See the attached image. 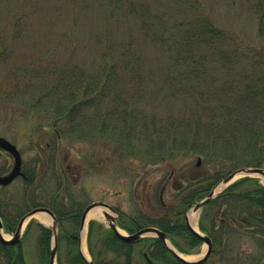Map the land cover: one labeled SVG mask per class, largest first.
Listing matches in <instances>:
<instances>
[{"label":"rangeland","instance_id":"obj_1","mask_svg":"<svg viewBox=\"0 0 264 264\" xmlns=\"http://www.w3.org/2000/svg\"><path fill=\"white\" fill-rule=\"evenodd\" d=\"M262 14V0H0V43L8 46L6 58H0V137L16 145L24 172L36 175L31 185L19 178L0 190L6 210L22 217L27 212L25 194L31 188L37 204L47 207L61 199L83 211L93 202H105L129 218L142 213L156 217L162 210L155 194H163L164 205L169 208L174 204L172 170L168 163L148 162L143 156L147 145L144 137L132 150L134 154H126L106 137L60 139L55 131L68 123L55 122V101L51 106L48 101L41 105L38 98L57 74L66 71L73 75L70 68L78 73L76 79L85 81L84 85L91 76H105L106 70H111L115 88L105 94L103 109L110 110L123 100L151 117L175 116L185 124L182 129L188 142L187 132L197 127V121L202 133L206 118L213 115L217 123L229 126L233 121L236 125L239 119L264 133V95L253 96L255 89L264 92ZM18 18L22 19L20 24L16 23ZM203 28L212 29L213 34H206ZM69 98L63 97L61 103L68 104ZM257 108L258 123H253ZM240 133L230 132L238 144L232 146L229 160L200 162L191 156L180 160L178 166H189L190 175L212 176L218 172L225 177L228 172L248 167L242 163L244 149L240 148L247 145V139H241ZM135 135L138 138V131ZM163 136L169 140L165 134L160 138ZM195 138V142L204 143L198 135ZM149 139L155 140L154 134ZM217 145L224 148L228 143ZM13 167L14 158L0 150V175H8ZM192 212L194 209L188 216ZM194 213L198 215L196 230L201 232L202 212ZM91 222L95 224L93 237L100 227H109L104 217L87 221V260L113 264L111 251H105L102 257L96 253L91 256L90 252H97L94 240L93 249L88 243ZM28 224L21 251L30 264H37L41 223L32 217L24 229ZM62 225L64 233L80 232L71 222ZM12 235L3 231L6 239ZM226 235L209 264H258L264 259L263 239ZM149 248L148 243L135 246L132 263L147 264L144 254ZM206 250L207 245L200 244L195 252L187 254L196 257L189 261L198 260ZM67 262L64 256L62 263Z\"/></svg>","mask_w":264,"mask_h":264},{"label":"trees","instance_id":"obj_2","mask_svg":"<svg viewBox=\"0 0 264 264\" xmlns=\"http://www.w3.org/2000/svg\"><path fill=\"white\" fill-rule=\"evenodd\" d=\"M21 20V18H18L16 23L19 22L18 24H20ZM259 21L260 32L262 33L264 32V14L260 15ZM206 29L203 28L206 34H213L212 29ZM216 34L218 35L219 33ZM0 44V58H6L8 46L4 41ZM70 69L72 71L71 74L74 73L73 75L67 74L66 71L57 74L56 80L49 86L47 91L45 90L46 93L42 92L43 95L41 94L38 98L41 105L46 101H48L47 104L49 105L55 101L57 104L55 122L68 123L65 128L64 124L63 127H58V130L55 131L56 137L62 139L61 137L69 136L82 140H88L92 137H106L115 143V145L118 144L119 148L126 154H134L135 152H132V150H135L137 142L144 137L147 145L145 147V155L143 156L148 162L152 165L168 163L167 165L172 170L173 176L170 185L174 193V204H171L167 208L164 205V195L155 194L156 203L162 210L158 216L149 217L142 213L137 218H129L125 215L122 216L121 227L130 233H134L144 227L154 226L166 233L182 251L183 244H188L193 248L199 247L202 241L188 229L184 220V213L187 208L192 207L195 203L207 197L212 188L225 175L218 172L212 176L201 174L190 175V172L187 171V167L189 166H178L181 163L180 160L191 156L205 159V162H211V160L223 161L224 158L229 160L233 155L234 144H238L232 140L230 132L241 131V139H247V145L240 147L244 149V162L242 163L248 167L260 168L264 165V133L258 132L259 130H256L257 127H254L255 125L250 127L248 124H243L242 120L239 119H237L238 123L236 125H234L233 121L230 122L229 126L225 123H217L214 118L215 115H213V118H206L208 122H205L204 126H202V133L199 130L201 128L199 126L201 125L199 124L200 120L197 121V127L190 129L189 133L187 132V135L191 139V142H188V137L184 136L185 132L182 129L185 124H181L179 120H176L175 116L166 118L151 117L149 114L144 113L142 110L134 107V105L132 106L123 100H121L120 105L114 104L110 110L103 109L105 94L111 93L115 88L112 86L114 80L111 79V70H106L105 76L103 74L91 76L84 85L85 81L82 82L76 79L78 73L74 71V68ZM61 86H63V90L62 88L61 90L57 89V87ZM55 91L60 92V95L57 96ZM248 91H250L249 88ZM263 95V90H253V96L261 97ZM65 96H70L68 104L61 103V99ZM78 97H84V99L82 100V98ZM89 110L92 111L91 116L88 117ZM258 111V108L253 111L257 115L253 123H258ZM137 131L138 138L135 135ZM151 134L152 138L154 134L155 140L151 141L149 139V135L151 137ZM162 134L168 136L169 140L166 141L164 136L160 138ZM197 135L200 141H204V143L195 142L198 141L195 138ZM133 138L136 141L135 144H133ZM169 141L170 143L167 144ZM221 141L228 143V145L224 148H218L217 144L221 143ZM165 144H167L166 147ZM248 154L251 155L250 158L247 157ZM234 156L236 157V155ZM26 174L30 178L28 181L29 185L36 182V175L30 174V172ZM228 174L229 172L226 175ZM33 189L31 188L25 194L28 200L33 198ZM51 208L57 215L61 225L58 244L59 264H63L62 258L64 256H67L68 264H87L78 249V233H64L62 225L64 221H68L79 227L82 209L75 208L74 205H66L61 199L53 201ZM202 217L200 229L209 234L215 242L214 254L216 246L220 245V243L223 244L226 236H228L226 234L229 233H237L264 240V186L258 178H242L206 205L203 209ZM7 220H9L11 225H14V220L16 219L11 217ZM125 223H128L130 226ZM94 227V222H91L89 245L93 249L92 242L94 240L97 250V252L93 251V253L102 257L106 253L105 251H111L112 253L110 254L114 256L113 264H133V245L121 241L112 230L103 227H100L98 235L93 237L92 232ZM51 236V230L40 224L38 235L39 251L36 257L37 264H49ZM147 243L150 247L148 254L154 257L156 262L162 264L165 261V255L170 254V252L158 238H145L140 242L143 246ZM0 250L2 255L6 257L3 261H0V264H12L16 256L15 247L0 244ZM22 252H20L19 264H30L29 259H26L22 255ZM258 261L264 262V259H259Z\"/></svg>","mask_w":264,"mask_h":264},{"label":"water","instance_id":"obj_3","mask_svg":"<svg viewBox=\"0 0 264 264\" xmlns=\"http://www.w3.org/2000/svg\"><path fill=\"white\" fill-rule=\"evenodd\" d=\"M0 148L7 151L8 153H10L15 159V166H14L12 172L7 176L0 177V184L6 186V185L10 184L16 177L22 175V173H21L22 157H21V154L18 151L17 147L3 137H0ZM236 177H259V178H262L264 180V169L263 168L247 167V168H241V169L234 171L229 176L224 178L211 191V193L209 194V196L205 200H203L202 202L196 203L195 207L193 208L194 211L196 212V211L202 210L209 202H211L220 193V192L219 193L216 192V189L219 186L224 185L225 187H228L231 183H233L235 181ZM97 207H102L104 209H108L111 212H115V210L109 204H106L104 202H94V203L90 204L89 206H87L85 208V210L82 214L81 231L84 230L88 213L92 209L97 208ZM39 213H46L49 216H51V218H52L53 245H52V249H51L50 264H55L56 254H57V250H58L59 223H58V220H57L54 212L49 208H45V207L36 208V209L32 210L31 212H29L28 214H26L21 219V221L19 222L17 230L14 234V237L11 240H6L3 238L2 233H1L3 224H2L1 219H0V240L3 244H6V245H11V246L17 245L21 239V234H22V230H23V226H24L25 222L28 219H30L32 216L39 214ZM104 216L109 220H113V222L109 223V226L114 231V233L116 234V236L120 240L128 242V243H136V242L140 241V239L143 237H146L148 235H154V236L160 238L164 242V244L167 246V248L174 255H176L180 260L187 262L181 256H179L175 252V250H173L172 248H170L168 246L167 235L165 233L161 232L159 229L154 228V227H148V228H144V229L140 230L139 232H137L131 236H125L118 231L116 219H114L111 215H109L108 212H104ZM186 223H187L188 227L190 228V230L193 232V234L196 235L199 239L203 240L208 246V249H207L203 258H201L197 262H187V263H189V264L202 263V262L206 261L212 253V250H213L212 241L208 236L201 235L200 233L195 231L190 226L189 221H188V215H186ZM79 246H80V250H81V247H82L81 242H80ZM81 254L83 255L82 251H81ZM84 258L87 260V258L85 256H84ZM87 262H88V264H95L94 262L89 261V260H87Z\"/></svg>","mask_w":264,"mask_h":264},{"label":"flooded vegetation","instance_id":"obj_4","mask_svg":"<svg viewBox=\"0 0 264 264\" xmlns=\"http://www.w3.org/2000/svg\"><path fill=\"white\" fill-rule=\"evenodd\" d=\"M22 171H23V173H24V176H20V177H18V178H16L15 179V181L17 180V179H19V178H22L24 181H25V183H27L28 184V181H29V177L27 176V174L24 172V170H23V167H22ZM14 181V182H15ZM13 182V183H14ZM13 183H11V184H13ZM10 184V185H11ZM10 185H7V186H3V185H0V190L1 189H4V188H6V187H8V186H10ZM26 187H27V185H26ZM36 187V186H35ZM26 202H25V205H26V210H27V212H29L30 210H32V209H34V208H36V207H39L40 206V203L39 204H37V202H36V199L35 198H31V199H27V198H25L24 199ZM118 212H119V214H120V216H119V218H118V224L121 226V219H122V216H125V214L123 213V212H121V211H119V210H117ZM8 212V213H7ZM0 213H1V215H0V217H1V221H2V224H3V227H2V231H4V232H8V233H13V232H15L16 231V229H17V226H18V223H19V221H20V219H21V217H20V215L18 214V213H15V212H10V211H7L6 210V205L2 202V200L0 199ZM9 216H11L12 218H14V219H16V220H14L15 222H14V225H11L10 223H9V220H7V219H9V218H11V217H9ZM14 216V217H13ZM130 222V221H129ZM126 225H129L128 223H125ZM130 226V225H129ZM171 242H172V244L178 249V250H180L178 247H177V245H175V243L171 240ZM0 244L1 245H4V246H10V245H6V244H3L2 242H1V240H0ZM202 244V243H201ZM215 242L213 241V247H214V250H215ZM183 246V251L182 250H180L181 252H183V253H185V254H191L192 252H195V250H196V248H198V247H191L190 245H188V244H183L182 245ZM15 247V250H16V256H15V258H14V261H15V264H19L20 263V252H21V248L23 247V238L19 241V243L16 245V246H14ZM135 248V245L133 246V249ZM151 250H153V248H151ZM214 250H213V252H212V254L209 256V258L206 260V261H204V262H202V263H199V264H209L210 263V260H212L213 258H214ZM93 257H95V255L93 254ZM6 257H4V255H2V252H1V250H0V261H3L4 259H5ZM144 258H145V261H146V263L147 264H161V263H158V262H156V260L154 259V257H151L148 253L147 254H144ZM164 260L165 261H163V263L162 264H189V263H187L188 262V260H187V262H184V261H182V260H180L177 256H175L174 254H172V253H170V254H168V255H165V257H164ZM189 262H195V261H189ZM259 262V261H258ZM258 264H264V262L262 261H260Z\"/></svg>","mask_w":264,"mask_h":264},{"label":"bare ground","instance_id":"obj_5","mask_svg":"<svg viewBox=\"0 0 264 264\" xmlns=\"http://www.w3.org/2000/svg\"><path fill=\"white\" fill-rule=\"evenodd\" d=\"M224 187H225L224 185L219 186V187L216 189V192H217V193L220 192ZM197 216H198L197 213H194V212H192V213L189 214V223H190V225H191L193 228H195V229H197V219H198ZM34 217H35V219H37L40 223H42V224H44V225H46V226H49V225H51V223H52V218H51V216H49V215L46 214V213H39V214L35 215ZM103 217H104V215H103V210L100 209V208H94V209H92V210L88 213L87 221L92 220V219H94V220H95V219L102 220ZM82 238H83V239H82V241H83V253H84L85 255H87V251H86V249H85V242H84V239H85V229H84V231H83ZM168 244L170 245L169 242H168ZM195 258H196L195 256H185V259H186V260H194Z\"/></svg>","mask_w":264,"mask_h":264}]
</instances>
